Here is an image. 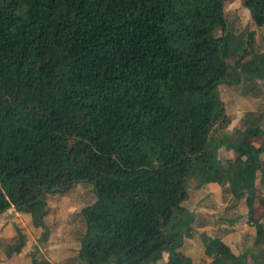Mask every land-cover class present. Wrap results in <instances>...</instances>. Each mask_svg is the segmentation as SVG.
<instances>
[{
    "label": "trees",
    "instance_id": "trees-1",
    "mask_svg": "<svg viewBox=\"0 0 264 264\" xmlns=\"http://www.w3.org/2000/svg\"><path fill=\"white\" fill-rule=\"evenodd\" d=\"M224 1L0 0V213L42 226L46 195L88 183L83 264H150L163 251V264H193L178 248L192 236L181 203L198 178L240 189L260 241L264 144L249 137L264 130L210 136L230 122L217 86L264 81V54L242 61V49L229 63L241 45ZM244 5L264 27V0ZM221 146L238 155L222 164ZM201 240L208 264H246L218 237ZM252 259L264 264V252Z\"/></svg>",
    "mask_w": 264,
    "mask_h": 264
},
{
    "label": "rangeland",
    "instance_id": "rangeland-1",
    "mask_svg": "<svg viewBox=\"0 0 264 264\" xmlns=\"http://www.w3.org/2000/svg\"><path fill=\"white\" fill-rule=\"evenodd\" d=\"M244 1L223 3L227 31L241 45L237 56L228 60L230 64L241 56L242 49L247 51L242 61L264 54V27L254 24ZM217 91L230 122L225 129L215 126L210 132L212 138L227 134L234 139L237 137L235 130L246 126L257 125L264 130L263 80L255 78L252 83L243 80L237 85L219 84ZM249 139L256 146L264 144L262 135ZM237 155L236 151L223 146L217 150L222 164ZM259 157L264 159V151ZM255 183L260 197L264 196V184L259 183L258 178ZM187 194L181 204L191 213L193 232L190 238L183 239L178 250L190 257L193 264H208L210 260L203 255V236L218 237L235 254L244 252L246 264H253V256L264 252V237L256 242V229L246 221L247 208L240 189L226 190L216 183L195 178L188 183ZM94 201L91 185L81 182L64 194L46 195L42 226H35L27 212L13 207L0 213V264H30L32 256L49 264H83L77 257L84 230L80 210ZM263 212L264 205L254 202L253 218L264 228ZM167 257L168 252L163 251L150 264H163Z\"/></svg>",
    "mask_w": 264,
    "mask_h": 264
},
{
    "label": "crops",
    "instance_id": "crops-1",
    "mask_svg": "<svg viewBox=\"0 0 264 264\" xmlns=\"http://www.w3.org/2000/svg\"><path fill=\"white\" fill-rule=\"evenodd\" d=\"M261 184H264V183H261ZM254 210V209H253ZM264 213V212H263ZM252 219L253 220H257V219H254L253 218V215H252ZM246 221H247V218H246ZM248 222V221H247ZM249 224H251L250 222H248ZM252 225V224H251ZM252 226H254V225H252ZM255 227V226H254ZM221 240V239H220ZM222 241V240H221ZM226 244V243H225ZM227 245V244H226ZM228 246V245H227ZM229 247V246H228ZM230 249V248H229ZM231 251V250H230ZM232 253H234L233 251H231ZM235 254V253H234ZM238 254H245L244 252H242V253H236V255H238ZM245 256H246V254H245ZM245 260H246V258H245Z\"/></svg>",
    "mask_w": 264,
    "mask_h": 264
}]
</instances>
